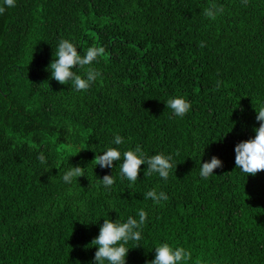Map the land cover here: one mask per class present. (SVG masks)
<instances>
[{"label":"trees","instance_id":"1","mask_svg":"<svg viewBox=\"0 0 264 264\" xmlns=\"http://www.w3.org/2000/svg\"><path fill=\"white\" fill-rule=\"evenodd\" d=\"M211 3L223 7L215 20L202 14ZM67 38L104 49L86 92L47 71ZM178 94L192 105L183 118L164 103ZM261 106L264 0H17L0 15V264H89L104 219L140 209L144 238L126 264L151 261L163 241L189 250L187 264H264V170L246 177L234 151ZM114 134L176 169L132 184L118 162L95 167ZM212 156L222 167L203 180L199 160ZM69 164L86 169L71 187L58 176ZM113 174L105 192L96 178ZM152 187L169 199L153 206Z\"/></svg>","mask_w":264,"mask_h":264},{"label":"clouds","instance_id":"2","mask_svg":"<svg viewBox=\"0 0 264 264\" xmlns=\"http://www.w3.org/2000/svg\"><path fill=\"white\" fill-rule=\"evenodd\" d=\"M16 4L17 0H0V15L15 8ZM222 13L223 7L217 3H211L202 10L203 16L210 20H215ZM78 49H80L78 45L70 38L59 40L47 71L60 84L70 85L75 92H86L101 78L102 73L95 65L99 64L104 49L98 45L89 46L86 51L82 49V53ZM164 103L166 108L171 110V115L179 118H183L192 107L191 101L182 94L169 96ZM255 110L259 127L254 128V138L239 142L234 149L235 169H239L246 177L249 174L255 176L259 171L264 170V106ZM124 146L125 138L114 134L102 154L96 156L95 167L98 165L100 168L113 169L116 167L113 162H118L120 177L132 184L137 182L141 171L144 172V176L156 174L167 181L173 168L176 169L177 165L173 164V157L170 154L157 152L148 155L140 145L134 148ZM37 161L47 170L49 161L43 152L38 155ZM141 165L145 166L143 170ZM220 167L222 161L216 156L203 163L199 160V177L207 180L214 176V170ZM85 171L86 169L79 165L69 164L66 170L59 172L58 176L63 184L71 187L78 182L79 177L86 175ZM96 179L98 186L105 192L110 191L115 182L114 174ZM145 198L156 206L166 202L169 196L163 189L152 187ZM147 219L148 212L144 209H140L135 217L129 215L125 219L118 213V218L115 220L104 219L103 224L99 226L98 236L91 242L97 250L89 264H126L129 250L142 245L139 242L144 238L143 228ZM153 249L155 257L151 261H146V264H187L191 259L189 250L166 241L160 242Z\"/></svg>","mask_w":264,"mask_h":264}]
</instances>
